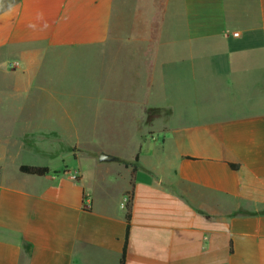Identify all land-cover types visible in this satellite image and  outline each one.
Listing matches in <instances>:
<instances>
[{
    "label": "crops",
    "instance_id": "crops-1",
    "mask_svg": "<svg viewBox=\"0 0 264 264\" xmlns=\"http://www.w3.org/2000/svg\"><path fill=\"white\" fill-rule=\"evenodd\" d=\"M171 2L0 0V264H120L130 198L126 264H264V0ZM167 25L177 44L161 45ZM126 54L147 93L161 59L177 60L201 85L198 111L162 107L128 159L86 167L73 152L75 168H51L62 112L42 110L62 69L91 84L97 62L104 84Z\"/></svg>",
    "mask_w": 264,
    "mask_h": 264
},
{
    "label": "rangeland",
    "instance_id": "rangeland-1",
    "mask_svg": "<svg viewBox=\"0 0 264 264\" xmlns=\"http://www.w3.org/2000/svg\"><path fill=\"white\" fill-rule=\"evenodd\" d=\"M172 1L171 4L176 6L177 0ZM142 11H151V6L143 5ZM167 26L161 45L177 44L173 27ZM124 56L125 60L119 62L110 57L109 73L105 75L104 84L96 81L97 73L101 71L97 62L90 70L92 75L89 74V80H93L91 84L83 81L87 78L82 69L78 68L79 64L74 63L73 69L67 71L62 69L61 82L56 86L60 98L47 99L42 110L62 112L61 117L55 118L58 132L55 137L61 141L60 152L63 158L61 162L50 164L51 168H75V159L66 156L73 152L75 155L85 154L80 164L86 167L90 158H100L107 151L121 159H128L131 153L138 150L139 142L144 147V140L156 138L158 128L169 117L168 109H164L160 118L147 125L146 113L149 108L164 107L173 112L198 111L196 106L201 104V85L192 84V81L188 82V79L181 76L187 68L180 66L177 60L161 59L157 82L147 93L144 85H139V80L138 83L134 79V59L127 57V54ZM149 154L150 158L155 157L152 151Z\"/></svg>",
    "mask_w": 264,
    "mask_h": 264
},
{
    "label": "trees",
    "instance_id": "trees-1",
    "mask_svg": "<svg viewBox=\"0 0 264 264\" xmlns=\"http://www.w3.org/2000/svg\"><path fill=\"white\" fill-rule=\"evenodd\" d=\"M165 110L163 108H150L148 109L146 113V124L150 125L152 122H154L156 119L160 118L162 115V112ZM171 115V111L168 110V116ZM136 161H138V156L136 157ZM231 169L235 171L240 170V166L236 164H230ZM136 170V168H134ZM20 172L25 175H32V176H38V177H45L49 175L50 169L48 167H40V166H22L20 167ZM131 198L129 199L127 203V230H126V238H125V244L123 248L122 258L120 261V264H126V257H127V250H128V243H129V236H130V229H131Z\"/></svg>",
    "mask_w": 264,
    "mask_h": 264
},
{
    "label": "water",
    "instance_id": "water-1",
    "mask_svg": "<svg viewBox=\"0 0 264 264\" xmlns=\"http://www.w3.org/2000/svg\"><path fill=\"white\" fill-rule=\"evenodd\" d=\"M115 158L112 157V156H108V155H105V154H102L99 158V160L101 162H104V161H113Z\"/></svg>",
    "mask_w": 264,
    "mask_h": 264
},
{
    "label": "clouds",
    "instance_id": "clouds-1",
    "mask_svg": "<svg viewBox=\"0 0 264 264\" xmlns=\"http://www.w3.org/2000/svg\"><path fill=\"white\" fill-rule=\"evenodd\" d=\"M10 7V9H11V6H9Z\"/></svg>",
    "mask_w": 264,
    "mask_h": 264
},
{
    "label": "built area",
    "instance_id": "built-area-1",
    "mask_svg": "<svg viewBox=\"0 0 264 264\" xmlns=\"http://www.w3.org/2000/svg\"><path fill=\"white\" fill-rule=\"evenodd\" d=\"M237 35V34H236Z\"/></svg>",
    "mask_w": 264,
    "mask_h": 264
}]
</instances>
